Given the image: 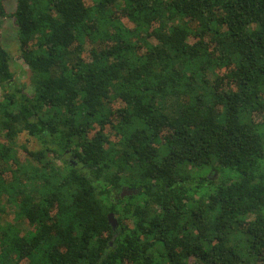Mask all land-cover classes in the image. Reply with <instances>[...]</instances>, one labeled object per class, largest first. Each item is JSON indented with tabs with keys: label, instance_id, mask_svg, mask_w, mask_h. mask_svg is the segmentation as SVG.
<instances>
[{
	"label": "trees",
	"instance_id": "trees-1",
	"mask_svg": "<svg viewBox=\"0 0 264 264\" xmlns=\"http://www.w3.org/2000/svg\"><path fill=\"white\" fill-rule=\"evenodd\" d=\"M5 1L0 264H264V0Z\"/></svg>",
	"mask_w": 264,
	"mask_h": 264
},
{
	"label": "rangeland",
	"instance_id": "rangeland-1",
	"mask_svg": "<svg viewBox=\"0 0 264 264\" xmlns=\"http://www.w3.org/2000/svg\"><path fill=\"white\" fill-rule=\"evenodd\" d=\"M16 2L17 0H6L3 5L7 13L14 12L16 8ZM0 47L3 48L10 56L11 62H10V70L14 74L13 80L14 85L20 87L24 93L29 94L31 91L30 86V80H29V70L28 68L23 64V62L19 59V46H18V40H17V34H16V27L14 25V20L10 18H6L4 20H1L0 23ZM0 99H1V89H0ZM263 116H257L256 120L261 121L263 120ZM20 142H24L28 145L31 149H36L38 147L37 141L33 138H30L29 136L23 134L19 137ZM66 161H71L73 159L70 158V155H67L65 157ZM76 167V165H75ZM208 170L204 169L200 175L207 177ZM238 179V175L234 172L225 170L220 173L219 179L217 181V184H221L222 182L229 181H236ZM207 187L211 188L212 186H209L208 183H205L203 188H201L200 192H203L204 190H207ZM13 215L11 210L6 213V216L1 218V222H12L14 223ZM18 229L24 233L29 229L28 224L25 222H19L14 223Z\"/></svg>",
	"mask_w": 264,
	"mask_h": 264
},
{
	"label": "water",
	"instance_id": "water-1",
	"mask_svg": "<svg viewBox=\"0 0 264 264\" xmlns=\"http://www.w3.org/2000/svg\"><path fill=\"white\" fill-rule=\"evenodd\" d=\"M71 164L74 166L76 165L74 161H70ZM131 193L129 192H125V191H122L121 193V197H124V196H129ZM107 223L109 224V226L111 227V229L113 231L116 230V228L118 227V222H117V219L115 218L114 214L113 213H109L107 214ZM111 245V243L109 244Z\"/></svg>",
	"mask_w": 264,
	"mask_h": 264
}]
</instances>
